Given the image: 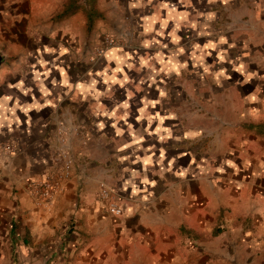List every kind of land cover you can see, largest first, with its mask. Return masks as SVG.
<instances>
[{"label":"crops","instance_id":"1","mask_svg":"<svg viewBox=\"0 0 264 264\" xmlns=\"http://www.w3.org/2000/svg\"><path fill=\"white\" fill-rule=\"evenodd\" d=\"M66 1L4 58L19 77L0 82V264H264V0H128L132 25L123 0L56 18ZM131 29L138 49L83 72ZM60 149L70 173L32 193Z\"/></svg>","mask_w":264,"mask_h":264},{"label":"rangeland","instance_id":"2","mask_svg":"<svg viewBox=\"0 0 264 264\" xmlns=\"http://www.w3.org/2000/svg\"><path fill=\"white\" fill-rule=\"evenodd\" d=\"M62 1L63 0H0V82L7 83V81H11V82L17 81L19 74L8 73L7 71L8 69L6 68L7 61H5L4 58L5 57L9 58V57L6 54L10 49H18V47L23 44V41L26 40V38H28L27 36H29V34L30 35L33 34V32L35 31V27H34L35 22L36 21L40 22L44 18L49 17V15L58 7V5ZM123 1L125 3L124 17L130 23V25H132L134 22V13L129 8L131 7V5L128 3V0H123ZM221 10L224 11V9ZM159 27L160 26H158V29H160ZM194 28L195 27H191L190 25L184 26L181 42L183 44L192 43L193 45L191 48L193 49H197L200 46L206 47L205 44L207 42V39H209L208 33L211 32L206 33L205 26L203 25L199 26L196 29ZM133 29L134 32H136L135 24ZM133 29L129 30V33H127V35L119 36L122 39V44L120 46H117L116 48L132 50L135 47L138 49L140 45L138 43L137 37L135 38V33H131V31L133 32ZM223 31L228 32L230 30L228 29V27L223 26ZM108 36L109 35H107L106 37ZM104 39L105 38H103L101 44L96 48V50L93 52V54L88 59V61L84 60V62H89L90 65H88L87 63H82V69L85 74H88V72L95 70L96 69L95 67L97 65L105 64V60L103 56L106 54V52L109 49L113 47H107L104 42ZM166 45L169 48L171 47L170 43H166ZM171 48L174 49V47ZM163 57L164 56H162L159 59V62L160 60H163ZM86 64L88 66L85 68L84 66ZM172 70L173 69H170V74L173 77L174 73L172 72ZM82 75L84 74L78 73L79 77H82ZM105 80L108 81L109 77L107 78L105 77ZM172 82L173 84L171 85L170 88L171 99L176 96L175 95V93L177 92L176 87L180 85L178 79L172 80ZM9 86L10 84L5 85V87H9ZM3 87L4 86L0 84V90L4 89ZM8 90L13 91L12 88L6 89V91ZM76 128L78 131H83L82 129H84V126L78 124L76 125Z\"/></svg>","mask_w":264,"mask_h":264},{"label":"built area","instance_id":"3","mask_svg":"<svg viewBox=\"0 0 264 264\" xmlns=\"http://www.w3.org/2000/svg\"><path fill=\"white\" fill-rule=\"evenodd\" d=\"M104 42L107 47H117L122 44V39L119 36H108L105 37ZM6 148L9 152H11L15 149V144L13 142L7 143ZM55 158L58 164L57 170L52 171L40 181L33 182L31 186L32 193H35L41 197H47L52 192H55L58 188L61 187L62 179L68 176V174L70 173L72 158L64 149H60L58 155L55 156ZM98 194L101 198L106 199V201L108 202L107 208L109 211L115 214L122 213V208L118 202V196L112 187L103 184L99 188Z\"/></svg>","mask_w":264,"mask_h":264},{"label":"trees","instance_id":"4","mask_svg":"<svg viewBox=\"0 0 264 264\" xmlns=\"http://www.w3.org/2000/svg\"><path fill=\"white\" fill-rule=\"evenodd\" d=\"M78 0H67L66 4L64 5V9L63 12H60L58 14H56V18H61L63 15H67L71 12H73V10L78 7ZM93 11V10H91ZM88 12V19H87V23H88V27L91 26V22H92V12Z\"/></svg>","mask_w":264,"mask_h":264}]
</instances>
